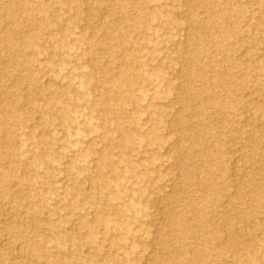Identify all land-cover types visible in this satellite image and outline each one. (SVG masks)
Masks as SVG:
<instances>
[{
  "label": "rangeland",
  "instance_id": "1",
  "mask_svg": "<svg viewBox=\"0 0 264 264\" xmlns=\"http://www.w3.org/2000/svg\"><path fill=\"white\" fill-rule=\"evenodd\" d=\"M234 263L264 264V0H0V264Z\"/></svg>",
  "mask_w": 264,
  "mask_h": 264
},
{
  "label": "bare ground",
  "instance_id": "2",
  "mask_svg": "<svg viewBox=\"0 0 264 264\" xmlns=\"http://www.w3.org/2000/svg\"><path fill=\"white\" fill-rule=\"evenodd\" d=\"M226 17H224V19H225ZM226 20V19H225ZM28 81H30V82H33L34 81V78L33 77H31V78H29V80ZM33 87V90L37 93V92H39L41 89H42V87H37V85L36 86H32ZM11 204V203H10ZM10 204H8V209H10V211L13 209V204L12 205H10ZM15 204V203H14ZM17 205V204H16ZM19 206V205H18ZM17 207V206H16ZM16 239L14 238V237H9L8 239H7V242H9V243H13V244H15L16 242ZM18 244V243H17ZM20 244V243H19ZM18 244V245H19ZM22 245V244H21ZM236 263V262H235ZM234 263V264H235ZM238 263V262H237Z\"/></svg>",
  "mask_w": 264,
  "mask_h": 264
}]
</instances>
